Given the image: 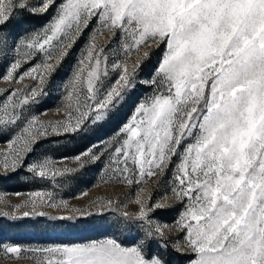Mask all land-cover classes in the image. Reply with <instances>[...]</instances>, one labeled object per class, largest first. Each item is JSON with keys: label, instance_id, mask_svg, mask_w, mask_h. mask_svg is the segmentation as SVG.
Returning a JSON list of instances; mask_svg holds the SVG:
<instances>
[{"label": "snow or ice", "instance_id": "snow-or-ice-1", "mask_svg": "<svg viewBox=\"0 0 264 264\" xmlns=\"http://www.w3.org/2000/svg\"><path fill=\"white\" fill-rule=\"evenodd\" d=\"M50 10L54 14L42 31L23 36L3 31L17 11ZM94 23L98 27L62 85L64 119L45 121L31 114ZM105 31L110 39L119 37L124 59L143 51L131 69L123 59L109 66V41L96 43ZM153 45L164 48L154 76L145 82L153 94L135 107L120 128V139L71 159L36 155L50 136H74L89 121L116 116ZM21 48L23 54L8 60L0 74L11 85L0 89V135L8 144L0 153V177L9 179L27 168L35 181L58 188L70 174L105 157L108 180L137 186L129 201L137 211H120L108 198L95 214L116 212L142 238L131 244L112 237L39 248L0 245L7 259L30 255L36 264H169L163 255L146 252L152 242L163 241L162 247L188 257L189 264H264V0H40L39 5L0 0V51L7 59L8 52ZM40 56V63L22 70ZM110 72L117 77L106 84ZM28 77L35 83H23ZM170 167L175 168L171 197L184 208L175 224L177 236L153 219L168 206L167 194L152 202L144 188L149 178L158 183ZM29 204L33 212H23L24 217L46 215L36 212L37 206L68 208L67 200L47 190L33 191L23 205L12 207Z\"/></svg>", "mask_w": 264, "mask_h": 264}, {"label": "rangeland", "instance_id": "rangeland-1", "mask_svg": "<svg viewBox=\"0 0 264 264\" xmlns=\"http://www.w3.org/2000/svg\"><path fill=\"white\" fill-rule=\"evenodd\" d=\"M39 2L40 0H28L30 5H39ZM53 14L54 11L52 10L47 14H32L30 11H17L3 31L11 33L12 36H23L27 32L42 31ZM96 27H98V24L94 23L91 25L90 28L84 32L83 36L77 40L61 68L57 70V73L44 88V95L39 98L38 102L43 99L51 98L52 103L42 108H39L37 103H35L31 107V114L37 115L40 119L45 121L55 122L56 120L64 119L65 109L62 107V85L67 82L71 67H74L80 59L81 53L88 44L89 36ZM105 40L109 41L105 48L109 66H111L113 62L123 59L129 66V69H131L132 65L143 56V51L139 53L133 51L127 59H124L121 42H118L119 37H117V39H110V33L106 31L96 37V43L98 44L103 43ZM147 50L151 52V58L144 61L136 70L134 88L130 89L126 94V102H122V106L119 107V112L112 118V124L107 123L109 119L97 122L96 124H92L89 121L82 133H78L74 136H50L37 147L36 155L47 154L57 160L62 156L71 159L89 147L95 145L96 148L94 150L99 151L103 149L104 144H112L120 139L118 136L120 128L131 119L135 107H137L140 102L150 97L154 91L153 87L145 82L154 76L156 68L162 58L164 48L163 46L156 48L153 45ZM24 51L25 50L21 48L18 52L15 50L8 52L7 59L5 58L4 52L0 51V74L4 73L6 70L5 65L8 60H11L14 56H21ZM42 60V56L37 57L32 62L24 64L22 70H28ZM116 77V72H110L106 84H111ZM23 83L34 84L35 81L32 80L31 77H28ZM10 87L11 85L3 81L2 75H0V89H9ZM3 98V95L0 94V100ZM69 140H71V143L75 144L83 140L88 143L76 152L53 154L50 151L51 147L54 148L55 145H58L59 148L60 146H65V142ZM7 149V138L0 135V153H3ZM35 158L36 156H33L29 159ZM107 163V159L102 157L100 161L89 164L77 173L70 174L58 188L50 182L47 186L24 189H8L0 185V213H9L8 216L0 215V245L19 244L24 248H39L57 244L87 243L112 237L118 239L121 232L127 233V240H129V242L125 244H131L133 238H142L138 236V231L135 227L125 226L119 220L116 212L109 211L103 213L107 217L106 222H104L106 225H104V227H102L103 230L98 233L95 231H85L87 229L77 223H85L88 219L83 222L81 218L89 216L88 213L95 214L97 212V206L101 205L102 202L108 198H112L118 202L120 211H128L130 213L137 211V206L129 202L131 199H134V192L137 186L134 184L129 187L108 180L110 172L105 169ZM75 166L74 164H69V167ZM24 169L27 170V168ZM174 173L175 168L170 167L163 176L159 177L158 183L154 184L153 179L149 178L144 184L146 192L150 190L149 194L152 202L160 201L161 197L167 194L168 199L164 202L168 206L164 209L157 210L153 219L160 223L167 224L169 228L172 229L170 233L171 236L180 235L175 230V224L184 210L183 205L171 197L170 189L174 186L172 183ZM59 179L60 178H58V180ZM38 190L55 191L57 200L63 199L68 201V208L37 206L35 211L44 212L46 215L40 216L30 214L28 217H24L22 213L25 211L29 213L33 212L30 204L24 205L20 209H13L12 205H23V202L29 199L30 193ZM97 215L100 214H96L94 217L98 218ZM63 216H74V219L59 218ZM112 221L116 222L115 226L111 225L113 223ZM11 227L16 229L14 230L16 234H19L17 232L18 230H22L21 227H26L27 229L23 234L29 239L23 242H16L12 241L9 237H3V234H8ZM163 243V241L152 242L146 247V252L152 255H163L169 264H189L188 257L175 255L170 250L162 247ZM0 264H36V262L30 255L19 261L9 260L3 255V252L0 251Z\"/></svg>", "mask_w": 264, "mask_h": 264}, {"label": "trees", "instance_id": "trees-1", "mask_svg": "<svg viewBox=\"0 0 264 264\" xmlns=\"http://www.w3.org/2000/svg\"><path fill=\"white\" fill-rule=\"evenodd\" d=\"M51 103H52L51 98H47V99H43V100H40L39 102H37V105L39 108H42L43 106L50 105ZM108 121H109V122H107L108 124H112V119H110ZM70 141L71 140L65 142V146H60V148L58 145L57 146L55 145L54 148L51 147V149L50 148H48V149H50V151L53 154L76 152V151L80 150L82 147L86 146L88 143L85 140L80 141L76 144L71 143ZM61 147H63V148H61ZM0 185L5 187V188H8V189H24V188L47 186V185H49V182L35 181L33 179V177H31V175L27 172L26 169L21 168L15 174L11 175V178H9V179H4V178L0 177ZM94 216H96V214H92V215H89L87 217H83V218H81V220H83V222L86 219H88V220L85 223H79V222H77V223H78V225H82L83 228L87 229L85 231H89V232L95 231L96 233H98L99 231H102L103 230L102 227H104V225H106L104 222H106L107 217L105 214L97 215L98 218H95ZM95 219H97V220H95ZM112 222L113 223L112 224L110 223V224L112 226H115L116 222H114V221H112ZM18 228H20V227H18ZM21 229L22 230L17 231L19 234H16V232L14 231L16 229L14 227H11L8 234H3L2 236L3 237H9L12 241H16V242L26 241L29 238L25 237L24 236L25 234H23V233L27 228L21 227ZM3 230H4V227H3ZM127 238L128 237H127L126 232H121L120 237L118 236L119 241L122 243L129 242V240H127ZM175 255H177V254H175Z\"/></svg>", "mask_w": 264, "mask_h": 264}]
</instances>
